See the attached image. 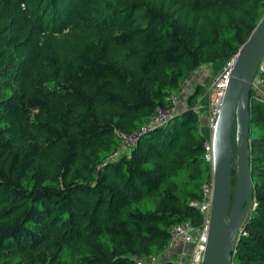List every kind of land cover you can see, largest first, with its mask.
Returning <instances> with one entry per match:
<instances>
[{"label": "trees", "instance_id": "1", "mask_svg": "<svg viewBox=\"0 0 264 264\" xmlns=\"http://www.w3.org/2000/svg\"><path fill=\"white\" fill-rule=\"evenodd\" d=\"M34 4L36 31L69 24L85 43L62 58L0 0V264H172L168 226L199 223L188 202L209 174L191 108L202 87L125 151L115 130L137 129L182 76L232 56L264 0ZM255 80L264 88V62ZM248 109L252 208L232 264H264V100L253 88Z\"/></svg>", "mask_w": 264, "mask_h": 264}, {"label": "water", "instance_id": "2", "mask_svg": "<svg viewBox=\"0 0 264 264\" xmlns=\"http://www.w3.org/2000/svg\"><path fill=\"white\" fill-rule=\"evenodd\" d=\"M263 56L264 13L231 56L219 112L211 131V198L199 264L232 263V247L252 208L248 104ZM232 156L234 164L230 166Z\"/></svg>", "mask_w": 264, "mask_h": 264}, {"label": "built area", "instance_id": "3", "mask_svg": "<svg viewBox=\"0 0 264 264\" xmlns=\"http://www.w3.org/2000/svg\"><path fill=\"white\" fill-rule=\"evenodd\" d=\"M231 56L223 61L220 67H218L212 74L210 80L203 88L201 93L195 96L194 102L191 108L196 112L197 118L201 116V110L203 111L204 126L206 129V136L202 141V159L209 165L208 178L200 185L199 196L192 198L188 203L198 213L200 220L197 225L192 224L188 220H182L175 222L168 226L167 240L165 244V251L172 248L176 243L180 245L176 260H180L184 257L185 252L187 257L184 264H199L201 254L204 247L205 234L208 223V212L210 207L211 198V178H210V135L215 126L216 117L219 112L223 89L228 77V73L231 66ZM261 67V64H260ZM254 80L252 88L258 82ZM260 85V84H259ZM260 87H262L260 85ZM264 90V88H262ZM264 100L262 94L257 93ZM174 95L170 96V105L159 106L155 105L152 112L147 116L146 120L137 128L129 132H123L115 130L117 138L116 149L117 152L127 150L134 144L137 136L146 130L155 128L164 122H166L172 113L174 112ZM202 100H205V106L202 109ZM244 231L240 230V234ZM153 257H150L152 260ZM232 264V263H231Z\"/></svg>", "mask_w": 264, "mask_h": 264}, {"label": "rangeland", "instance_id": "4", "mask_svg": "<svg viewBox=\"0 0 264 264\" xmlns=\"http://www.w3.org/2000/svg\"><path fill=\"white\" fill-rule=\"evenodd\" d=\"M14 1L16 3V6H18L19 13L22 16L21 17V21H23V24L26 26V30L28 32H30V34L32 36L36 37L37 42H40L41 40L44 39V37L49 36L48 39L52 41V44L55 46L57 53L62 58H65V56H68L71 53L79 50L84 45L85 40L82 37H79L76 34H72L69 31V24L68 23H67L68 25H66V27L64 29L56 31V32H47V31H43V30L36 31L35 27L31 26L33 24V20H34L33 16H34V13L36 11V6H37V5L34 4L35 0H14ZM35 18H36V15H35ZM76 20H77L76 22H78V23H82L83 22L82 15L80 13L76 14ZM82 24L83 25H82V27L80 28L79 31H81V29L82 30L86 29V28H83L84 25H86V24L85 23H82ZM76 26H78V25H75V27ZM262 62H264V56L262 57L261 63ZM222 63H223V61L218 59V60H215L212 63L205 64L204 66L203 65L199 66V67L196 68V70H204V69H202L203 67L204 68L208 67L211 70L212 69L215 70L216 68L220 67ZM28 77H30L31 79H34L35 75L34 76H30L29 73H28ZM187 79H188V74L184 75V76H182L180 78L179 88H181V90H179V88H178L177 91L174 93V97H175L174 109H175V111H180L181 109H183L185 107V96L192 89V84L188 85L187 88H183L186 85L187 81H188ZM255 82H258V81L256 80ZM259 86L260 85L255 84L253 89L255 91H258V90H260ZM260 94H262V96H264V90L260 91ZM177 96L180 99L179 103H178L179 100H177ZM33 112H34V110H31V111H29V114L31 115V113H33ZM197 119H198V127L202 131L203 127H205L204 126V117L203 116L202 117L199 116ZM203 132L205 134L204 130H203ZM229 192H230V195H232V192H233V187L232 186L230 187ZM176 246H177V248H174V249H177V252H174L170 256V249H171L170 248V249H167L165 251V255L171 257L170 259H171L172 264H184L185 259L187 257V253L186 252L184 254L185 256L182 257L180 260H176V259L172 258L173 256L176 258L177 255H178V251H179L180 245L178 243H176V244H174L172 246V248L176 247Z\"/></svg>", "mask_w": 264, "mask_h": 264}, {"label": "crops", "instance_id": "5", "mask_svg": "<svg viewBox=\"0 0 264 264\" xmlns=\"http://www.w3.org/2000/svg\"><path fill=\"white\" fill-rule=\"evenodd\" d=\"M202 66V65H201ZM204 66V65H203ZM202 69H204V70H194L193 72H191V73H189L188 74V81H187V83H186V85L183 87V88H187V86L188 85H191L192 84V88L195 86V85H199V86H201L202 87V90H203V88L206 86V84L208 83V81L210 80V78H211V76H212V74L214 73V71L217 69H210V68H208V67H206V68H202ZM257 84V83H256ZM259 85V84H258ZM260 87V86H259ZM179 90H181V88H179ZM192 90V89H191ZM260 91H262V87H260V90H258L257 91V93H260ZM178 94V93H177ZM176 94V95H177ZM177 100H179L178 101V103L180 102V99H179V97L177 96ZM204 106H205V100H202V109L204 108ZM203 111H204V109L203 110H201V117H202V115H203ZM203 130L205 131V135H206V129H205V127H203ZM203 130L201 131L203 134H204V132H203ZM174 248H177V246L176 247H173V248H171L170 249V256L174 253V252H177V249H174ZM174 249V250H173ZM169 258H171V257H169ZM172 258H175L174 256L172 257Z\"/></svg>", "mask_w": 264, "mask_h": 264}, {"label": "flooded vegetation", "instance_id": "6", "mask_svg": "<svg viewBox=\"0 0 264 264\" xmlns=\"http://www.w3.org/2000/svg\"><path fill=\"white\" fill-rule=\"evenodd\" d=\"M233 164H234V160H233V156H232L231 159H230V166H233ZM231 186L233 187V184H231L230 187ZM230 187H229V189H230Z\"/></svg>", "mask_w": 264, "mask_h": 264}]
</instances>
